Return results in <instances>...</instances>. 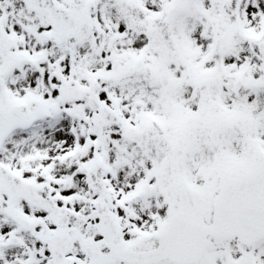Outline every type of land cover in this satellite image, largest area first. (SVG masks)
<instances>
[{"label": "snow or ice", "instance_id": "1", "mask_svg": "<svg viewBox=\"0 0 264 264\" xmlns=\"http://www.w3.org/2000/svg\"><path fill=\"white\" fill-rule=\"evenodd\" d=\"M0 264H264V0H0Z\"/></svg>", "mask_w": 264, "mask_h": 264}]
</instances>
